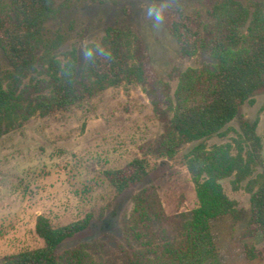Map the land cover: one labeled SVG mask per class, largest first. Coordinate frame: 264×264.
I'll list each match as a JSON object with an SVG mask.
<instances>
[{
	"label": "rangeland",
	"instance_id": "374dc122",
	"mask_svg": "<svg viewBox=\"0 0 264 264\" xmlns=\"http://www.w3.org/2000/svg\"><path fill=\"white\" fill-rule=\"evenodd\" d=\"M52 1L62 9L56 18L45 22L35 46L36 65L26 78L13 72L0 51V87L14 97L10 110L1 112L0 264L8 256L44 246L35 233L39 216L54 228L90 216L89 228L67 240L59 250L89 244L95 261L101 257L105 264H120L118 220L130 213L135 192L154 186L164 214L175 220L199 207L197 186L186 158L198 143L175 147L169 159L166 148L175 140L166 133L144 88L134 82H123L64 111L43 115L34 100L48 93L43 90L47 73L67 64L84 70L85 49L98 45L107 27H130L147 51L156 77L169 85L173 99L180 73L212 64L213 60L203 51L192 57L181 54L163 25L156 26L149 18L148 9L164 4L209 24L213 20L209 12L215 4L233 2L247 11L248 25L254 14H264V0ZM7 4L8 0H0V13ZM242 32L246 33V28ZM134 48L132 45V52ZM241 121L256 123L255 132L262 145L260 161L253 157L242 135ZM204 146L207 151L229 146L231 156H240L249 166L242 181L236 182L235 175L219 181L231 204L227 215L211 222L220 263L264 264L247 262L242 253L245 243L262 246L260 236H251L247 224L250 189L264 180V93L255 96L251 104L242 105L223 135L205 140ZM134 160L145 164L148 177L118 194L104 172L124 169Z\"/></svg>",
	"mask_w": 264,
	"mask_h": 264
},
{
	"label": "trees",
	"instance_id": "16d2710c",
	"mask_svg": "<svg viewBox=\"0 0 264 264\" xmlns=\"http://www.w3.org/2000/svg\"><path fill=\"white\" fill-rule=\"evenodd\" d=\"M61 9L52 0H8L0 13V51L13 72L22 78L36 65L35 46L45 22L56 18ZM209 15L212 22L203 24L196 17L164 9L162 25L181 54L192 57L203 51L213 60L212 64L180 73L173 99L169 85L156 77L139 37L130 27L113 26L106 28L98 44L110 51V59L87 60L82 71L73 64L53 69L47 73L43 89L48 93L34 100L40 113L50 115L107 88L134 82L144 88L166 133L175 140L174 145L166 148L169 159L173 158L175 147L198 143L186 158L197 186L199 207L189 216L175 220L164 214L154 186L135 192L130 213L118 220L120 264H221L211 222L227 215L231 204L219 181L235 175V181L240 182L248 174L249 166L240 156H231L229 146L207 151L204 141L223 135L242 105L251 104L255 96L264 93V14H254L247 25V11L226 2L215 4ZM244 28L246 33L242 32ZM94 46L97 45L87 48ZM13 101V95L0 87V137L4 133L1 112H8ZM239 125L253 157L260 161L262 145L255 132L256 123L241 121ZM148 173L143 162L134 160L124 169L104 172V176L122 194L141 184ZM250 193L247 227L251 236H260L262 246L245 243L242 253L247 262H264V180ZM90 223L87 216L54 228L48 219L39 216L35 233L44 246L8 256L3 264H105L101 257L94 260L89 244L59 250L67 240L85 232Z\"/></svg>",
	"mask_w": 264,
	"mask_h": 264
},
{
	"label": "clouds",
	"instance_id": "9594fccd",
	"mask_svg": "<svg viewBox=\"0 0 264 264\" xmlns=\"http://www.w3.org/2000/svg\"><path fill=\"white\" fill-rule=\"evenodd\" d=\"M165 7L166 5L164 4L160 5L159 7L153 4L148 9V16L149 18L155 21L156 26H159L160 24L163 23ZM84 57L86 60L94 62L97 58L110 59L111 53L105 47L97 45V46L85 49Z\"/></svg>",
	"mask_w": 264,
	"mask_h": 264
}]
</instances>
